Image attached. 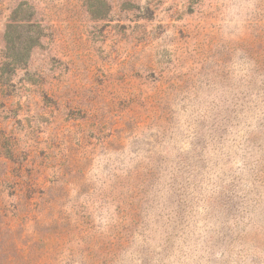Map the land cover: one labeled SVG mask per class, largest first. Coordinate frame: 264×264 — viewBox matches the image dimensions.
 <instances>
[{"label":"rangeland","instance_id":"obj_1","mask_svg":"<svg viewBox=\"0 0 264 264\" xmlns=\"http://www.w3.org/2000/svg\"><path fill=\"white\" fill-rule=\"evenodd\" d=\"M0 264H264V0H0Z\"/></svg>","mask_w":264,"mask_h":264}]
</instances>
